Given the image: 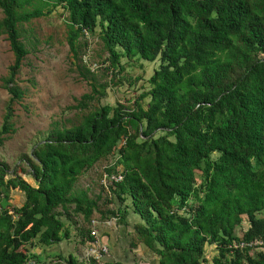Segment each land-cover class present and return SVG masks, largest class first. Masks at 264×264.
Here are the masks:
<instances>
[{"label": "trees", "instance_id": "16d2710c", "mask_svg": "<svg viewBox=\"0 0 264 264\" xmlns=\"http://www.w3.org/2000/svg\"><path fill=\"white\" fill-rule=\"evenodd\" d=\"M58 8L89 90L65 108L76 110L75 119H53L21 154L20 170L35 185L0 159V264H30L34 240L66 237L65 215L89 220L101 194L76 182L110 156L105 198L117 206L109 212L123 224L127 209L140 217L137 240L159 264H203L206 244L217 250L213 264H264L263 250L236 246L264 242V0H0V35L14 56L3 77L10 97L0 147L16 131L13 105L26 92L16 80L28 53L21 27ZM97 29L113 76L124 70L121 58L158 60L131 107L101 103L109 83L91 76L80 57ZM12 189L22 193L19 206L7 203ZM78 233L93 238L89 228Z\"/></svg>", "mask_w": 264, "mask_h": 264}, {"label": "rangeland", "instance_id": "374dc122", "mask_svg": "<svg viewBox=\"0 0 264 264\" xmlns=\"http://www.w3.org/2000/svg\"><path fill=\"white\" fill-rule=\"evenodd\" d=\"M21 31L28 53L16 74V80L26 92L23 99L13 105L16 131L0 147V159L9 164L10 171L16 170L21 177L33 183L30 175L22 173L20 170V167L24 166L20 160L21 154H26V156L30 154L34 142L46 135L53 119L63 117L65 122H69L70 119L76 118L75 109L65 110V108L75 104V99L87 92L89 85L88 81L80 76L79 69L73 63L75 59L66 43L65 17L61 8L52 11L49 15L33 18L30 22L24 23ZM80 57L90 70L91 76L98 82L109 83L106 89L107 95L101 99V103L111 105L120 102L131 107L133 100L149 87L147 80L154 68L158 66V60L153 62L142 59L129 61L121 58L124 70L117 76H113L112 71L106 69L108 66L107 54L98 38V29L96 34L88 35L87 43L81 48ZM13 60L14 56L9 42L6 35L2 34L0 35V124L10 97L5 88L3 77L8 75L9 66ZM31 79L34 80L33 83L30 81ZM146 101L148 98L145 99L144 104ZM115 157L110 156L107 160L97 162L82 175L76 186L85 188V185L89 184L91 196L100 191H102V195H105V189L104 192L102 190L105 179L103 168L112 163ZM18 194L17 189H12L11 200H7V203L19 204ZM0 203L5 204L4 199H1ZM127 203L128 201L123 203L121 209L125 208ZM116 204L115 200L108 201L106 198L99 202V208L95 210L94 217L97 218L99 215L100 221L104 222L102 224L104 226L100 228V234L107 235L112 242L117 239L138 243L133 230L134 220L129 217L128 221L126 216V223L123 224L120 220L114 219L115 217L109 212L117 206ZM127 210L128 213L131 211ZM258 215L264 216V210ZM248 225L247 220L244 219L243 229H246ZM84 226L90 227L85 220ZM76 231H73V234ZM76 233L78 234V232ZM139 247L140 262L152 264L153 261L150 260V257L154 256L151 255L153 252H149V249L141 243H139ZM204 252L207 260L203 264H213L212 257L217 254L215 246L206 244ZM73 255L76 256L74 252ZM104 257L102 263L106 264L110 259H106L107 256ZM148 260L149 262H146Z\"/></svg>", "mask_w": 264, "mask_h": 264}, {"label": "crops", "instance_id": "0c3cea01", "mask_svg": "<svg viewBox=\"0 0 264 264\" xmlns=\"http://www.w3.org/2000/svg\"><path fill=\"white\" fill-rule=\"evenodd\" d=\"M82 175L78 178L77 182L82 177ZM25 180L29 182L27 179ZM29 183L31 185H35L34 179H33V183L31 182ZM103 184H104L103 188L106 190L105 181H103ZM85 187L90 188V185L89 184L85 185ZM17 191L19 193L17 195L19 199V204L16 203L15 205L19 206L22 201V193L19 190ZM98 194H101V199H99L98 201L99 204V202L102 199L103 200L105 199L106 193L105 195H102V191H100L94 196ZM89 195H91L90 192ZM94 214H95V210L92 212L89 220L84 219V217L81 214L71 215V217H67L65 215L64 216V221L66 222L65 229L68 230V235L66 237H63L59 242L48 245L38 243V241L34 240L32 246L29 249V254L31 257L29 260L30 264H50V263L52 264L53 261H57V260L66 262V260L70 257L73 258L78 263L87 262L90 257L92 258V256H90L88 251L90 247L95 245L94 243L95 238L92 236L93 237L92 240H87L86 238L81 237L79 233L77 234L76 232H78L81 227L89 228L90 230L95 228V230L97 231L96 246L103 245L108 248V254L104 255L107 256L106 259H110L108 261L118 262L119 264H135V262L136 264H138V262L139 264H143V261L140 262V258L138 256L139 255L138 250H140L139 243L141 242L136 243V242H130L124 240H117V239H115L113 242L110 241L107 235L100 234V228L104 226L102 225L104 222L100 221L98 214H97L98 215L97 218L94 217L95 216ZM129 217H131V219L134 220L135 224L142 222L140 217L137 214L133 213L132 211H130L127 214V220L129 219ZM84 220L86 221V223L89 224L90 227L84 226ZM91 220H94L95 223H91ZM73 231H76L75 234H73ZM141 244L144 245L143 243ZM148 251L153 252L150 249ZM73 252L76 254V256L73 255ZM151 255H154L150 257V260L153 261L152 264H159V256L156 255V253L154 252ZM104 256L103 258H105ZM146 262H149V260ZM99 264H103V263H99Z\"/></svg>", "mask_w": 264, "mask_h": 264}, {"label": "built area", "instance_id": "2783aa9c", "mask_svg": "<svg viewBox=\"0 0 264 264\" xmlns=\"http://www.w3.org/2000/svg\"><path fill=\"white\" fill-rule=\"evenodd\" d=\"M112 178L116 181L121 179V176L118 174L116 176H112ZM91 223H95L94 220H91ZM90 235L93 236L95 238V245L89 248L88 253L90 254V256H92V258L96 259L97 261H101L103 256L108 254V248L106 246L103 245H99L96 246L97 244V231L95 230V228L90 230ZM237 247H245V246H249L251 248H255L258 250H263L264 251V242H261L259 240H253V241H249V242H238V244H236ZM52 264H65L64 261L61 260H57V261H53Z\"/></svg>", "mask_w": 264, "mask_h": 264}]
</instances>
